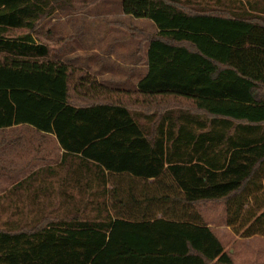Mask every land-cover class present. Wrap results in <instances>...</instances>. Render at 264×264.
Returning <instances> with one entry per match:
<instances>
[{
	"label": "trees",
	"instance_id": "trees-1",
	"mask_svg": "<svg viewBox=\"0 0 264 264\" xmlns=\"http://www.w3.org/2000/svg\"><path fill=\"white\" fill-rule=\"evenodd\" d=\"M179 1L121 0L158 29H132L148 72L122 90L53 58L63 39L36 40L71 0H0V128L55 134L79 188L95 190L58 191L57 219L1 228L0 264H234L195 211L208 201L236 235L264 234V0L222 13ZM116 173L159 191H106L131 182Z\"/></svg>",
	"mask_w": 264,
	"mask_h": 264
},
{
	"label": "crops",
	"instance_id": "crops-1",
	"mask_svg": "<svg viewBox=\"0 0 264 264\" xmlns=\"http://www.w3.org/2000/svg\"><path fill=\"white\" fill-rule=\"evenodd\" d=\"M149 27L152 34L158 32L151 20ZM138 28L147 30L144 26ZM147 48L148 44H145L144 62L140 61L142 54L137 52V47L130 60L112 61L111 44L94 46L91 41L87 47L89 54L87 62L70 64L86 69L101 84L110 88L137 90L139 81L148 72ZM64 152L53 133L25 123L0 128V191H95L91 187L79 188L76 183L78 174L75 171L78 159L76 156L63 155ZM86 175L88 178L89 175ZM107 176L109 179L131 182L112 184L108 181L106 191H159L152 188L153 178H147V182H142L144 179L125 173ZM198 214L203 220L201 212ZM206 225L215 233L210 224ZM223 227H227L230 232L231 226L226 224ZM215 235L234 264H264V234L249 237L237 235L230 237L226 234V238L216 233ZM229 242L234 246L226 249L225 245Z\"/></svg>",
	"mask_w": 264,
	"mask_h": 264
},
{
	"label": "rangeland",
	"instance_id": "rangeland-1",
	"mask_svg": "<svg viewBox=\"0 0 264 264\" xmlns=\"http://www.w3.org/2000/svg\"><path fill=\"white\" fill-rule=\"evenodd\" d=\"M185 1H179L184 9L187 8ZM227 1L232 0H191L194 3L192 4L193 8L221 11L217 13L226 12L224 5ZM237 2L233 4H237ZM149 21L146 18H135L124 14L121 9V0H71L70 6L56 9L49 16L43 18L34 35L38 42L49 46H54L58 39H63L64 46L58 51V54L53 53L52 56L67 63L87 62L86 59L89 55L87 47L91 41L94 46L111 44L112 61L114 59L130 60L134 49L139 45L138 38L132 37L131 31L136 26V28L144 26L147 29L144 31L151 33ZM142 46L140 61L144 62V45ZM166 102L169 103V106L181 103L189 105L187 101L176 99L173 102L171 98ZM161 112L159 110L157 114ZM154 113L156 114V112ZM48 192L0 191V229L6 226L18 229L21 226L42 224L50 219H57L58 191ZM73 193L78 196L77 192ZM195 211L201 212L204 223L210 224L215 233L222 238H226V234L236 235L232 230L229 232L227 227H223L226 225L223 202L199 203L195 206ZM231 246L234 245L230 242L225 245L226 249Z\"/></svg>",
	"mask_w": 264,
	"mask_h": 264
}]
</instances>
